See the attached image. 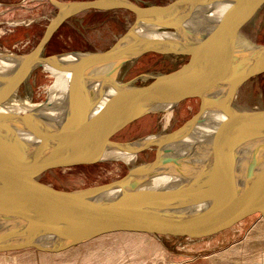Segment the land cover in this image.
Masks as SVG:
<instances>
[{
    "label": "water",
    "instance_id": "obj_1",
    "mask_svg": "<svg viewBox=\"0 0 264 264\" xmlns=\"http://www.w3.org/2000/svg\"><path fill=\"white\" fill-rule=\"evenodd\" d=\"M208 1L139 6L130 0H49L57 14L39 43L26 55H12L19 58L16 67L0 72V81L4 80L0 108L34 70H45L69 55L44 57L43 52L71 18L89 11H126L134 21L107 50L70 53L76 60L63 68L70 81L67 110L60 123L51 126L34 113L20 116L0 110V253L61 251L117 230L154 237L214 235L264 209V110L237 113L231 108L237 91L264 74V46L247 39L239 44L241 28L264 0H211L228 3L230 8L210 32L197 34L193 41L148 36L152 30L187 29L186 24ZM148 53L189 60L144 86L117 80L124 65ZM105 67L108 71L102 73ZM93 86H99V91ZM108 87L115 94L94 116ZM191 99L199 101L198 112L177 130L162 135L159 142L135 148L140 141L111 140L137 120L164 113L157 107L171 106L173 111ZM216 109L231 113V121L203 159V166L171 189L151 188L148 183L159 172L181 169L176 145L202 122L205 112ZM151 147L155 148L151 162L131 166L123 177L107 184L63 191L39 181L54 169L103 162L108 149H128L137 155Z\"/></svg>",
    "mask_w": 264,
    "mask_h": 264
},
{
    "label": "rangeland",
    "instance_id": "obj_2",
    "mask_svg": "<svg viewBox=\"0 0 264 264\" xmlns=\"http://www.w3.org/2000/svg\"><path fill=\"white\" fill-rule=\"evenodd\" d=\"M55 1L67 3L90 0ZM130 1L139 6H164L174 0ZM56 14L57 8L49 0H0V54L23 56L32 51L41 40L49 21ZM133 21L134 16L126 11L82 13L61 26L46 46L43 56L103 52L126 33ZM240 34L247 41L264 46V5L253 19L241 28ZM188 60L189 57L178 58L148 53L124 65L117 75V80L122 83L134 82L135 86H144L149 84L156 75L177 70ZM28 80L18 88L15 98L28 100L31 104L47 101L48 90L55 82L54 77L44 69L38 68L33 71ZM235 105L238 109L264 110V74L251 79L240 88ZM198 109V100H186L173 110L166 127L162 118L163 113L152 114L128 125L111 140L126 144L171 133L194 116ZM154 155L155 148L151 147L134 155L132 165L149 163L154 159ZM130 167L120 160H105L94 165L54 169L43 174L39 181L57 190H79L118 180ZM263 215L264 209L256 211L239 224L214 235L154 237L144 233L161 246L162 253L153 252L150 246L136 240L139 238L135 235H125L127 238L124 239V235L120 237V234L114 231L61 251L25 250L12 252V256L18 259L19 264H26V260L27 264H31L38 259L44 264H230L231 261H233L232 264H264L263 256L246 260L243 258L245 255L242 250H240L242 253L240 257L230 256V262L228 259V261L216 263L211 259L225 253L232 246L242 243ZM136 243L139 246L136 247ZM137 253L138 256H136ZM3 254L0 253V255ZM5 264H10L7 259Z\"/></svg>",
    "mask_w": 264,
    "mask_h": 264
},
{
    "label": "bare ground",
    "instance_id": "obj_3",
    "mask_svg": "<svg viewBox=\"0 0 264 264\" xmlns=\"http://www.w3.org/2000/svg\"><path fill=\"white\" fill-rule=\"evenodd\" d=\"M212 2L214 1L209 0L203 8L195 12L193 21H191V23L186 24L187 29L186 28L182 30L180 29L178 31H175L174 33H171V32H165V33L159 32L158 33L152 30V28H149L147 31H150V30L152 31H150L148 36H150L152 39H167V40H171L175 42H184V43L187 40L188 41H190L191 39H192L191 41L196 40V38H198L197 34L204 33V31L210 32L213 26L217 23V21L230 8V4L228 3H225V2L212 3ZM244 39L246 38L243 35H240L239 44L240 43L243 44L242 40ZM75 56L76 55H73V54L64 55L63 57H60V59L56 63L54 62L53 65L45 66V71L48 72V74H51L55 79L54 85L50 88V90H48L49 95L47 97L48 99L46 98L47 101L45 100V102L41 104H31L28 100L27 101L18 100L15 98L16 97V90H15V92L12 93L10 97H8L7 99H4L1 102L2 106L0 110L7 112V113L20 115V116L34 113L35 116L44 119L45 122L50 124L51 126L52 125L55 126V124L60 123L61 120H63V118L65 117V113L67 110V93H68V86H69V81H70V75L66 71H63V68L72 64L76 60ZM170 57H174V56H170ZM18 61H19V58H16L15 56L0 54V72L2 73V72L12 70L13 68L16 67ZM108 68L109 67L102 68L101 72L102 73L107 72ZM119 73L120 72H118V74ZM3 81H0V89L3 88V85H2ZM93 89L99 91V86H93ZM106 90H108L107 93L96 104L97 106L95 107V113L93 114L94 116L98 115L100 112L104 110L108 97L113 96L115 94V91L111 89V87L106 88ZM237 95H238V91L235 94L234 99L232 100V107H231L232 110L236 111L237 113L254 111V110L238 109L235 105ZM157 108L164 110L163 111L164 113L162 114V118L164 120V126L166 127L172 117V113H173L172 107L171 106H168V107L160 106ZM230 114L231 113L229 112L223 113L221 111H218L217 109L205 112L202 118V122L193 129V131L190 133L188 137L182 140L175 147L178 152V159H177L178 165L181 169L167 168L159 172L153 178H151L149 181L150 183H148V185H150L151 188L153 187L156 189H171L176 184L182 181H185L189 177L193 176V174L196 173L197 170H199V168L203 166L204 164L203 159L208 155L207 153H209V151L211 150V148L217 141L220 134L225 130V128L230 123L231 121ZM21 135L22 137H25L29 141V136L27 134L21 133ZM162 135L163 134L151 136L147 139L140 141L134 147L135 148L141 147L142 145H145V143L159 142V140L162 138ZM32 140L36 141V139H32ZM127 150L122 151L118 149H108L104 153L103 159L120 160L130 166L136 165V164L132 165L133 160H134V155L131 154L129 150L128 151ZM241 161H243V159H241ZM117 232L120 234V237L124 235L123 236L124 239L126 237L125 235H132V236L135 235V237L139 238L136 240H139V242L141 241L143 242V244L145 243L147 246H150L149 248H152L151 250L153 252L162 253L161 246L158 243L154 242L149 236H147L146 234L142 232L129 231V230H117ZM135 246L137 247L139 245L137 244ZM143 250H144V247H143ZM240 250H242V253H244L245 256L243 258H245L246 260H250L256 256L264 257V215L251 228L250 232L248 233L247 238H245V240L242 243L232 246L225 253L214 256L211 259L216 261V263L225 262V261H228L230 256H232L233 258V256L237 257L240 254H242ZM12 255H13L12 253H4L3 255H0V264H5V259H7V261L10 264H19L18 259L14 258ZM136 256H138V253L136 254ZM27 258L28 257H26V259ZM243 258L241 257V259ZM38 260L32 263L31 261L33 260H31L30 263L31 264H44L42 262H39ZM45 260H48V259H45ZM26 261L25 263L27 264ZM229 262H230V259H229ZM231 262L233 263V261Z\"/></svg>",
    "mask_w": 264,
    "mask_h": 264
}]
</instances>
